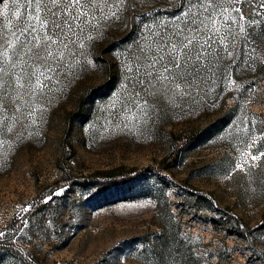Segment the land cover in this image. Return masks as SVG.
<instances>
[{
  "label": "rangeland",
  "instance_id": "374dc122",
  "mask_svg": "<svg viewBox=\"0 0 264 264\" xmlns=\"http://www.w3.org/2000/svg\"><path fill=\"white\" fill-rule=\"evenodd\" d=\"M262 2L241 0L232 55L217 44L179 94L146 73L161 69L149 67L161 37L203 19L195 0H125L67 48L52 44L59 61L37 57L42 31L17 27L26 0L0 4V264H264ZM46 62L59 64L50 80ZM30 74L46 86L32 92ZM116 167L131 179L92 184Z\"/></svg>",
  "mask_w": 264,
  "mask_h": 264
},
{
  "label": "snow or ice",
  "instance_id": "6c2138e0",
  "mask_svg": "<svg viewBox=\"0 0 264 264\" xmlns=\"http://www.w3.org/2000/svg\"><path fill=\"white\" fill-rule=\"evenodd\" d=\"M14 3L19 0H13ZM125 0H26V5L30 6V11H27V22L21 23L17 27L20 32H43V36L37 35L34 40L39 44L43 42V48L36 55L38 58L47 61L51 57L53 61H59L63 58V52L54 55L51 50V45L56 43L64 44L65 41L75 43L72 37L83 38L86 32L91 33L96 25L100 23L103 17L116 15L119 10V5ZM247 3V0H243ZM5 3V0H0V4ZM199 4L204 13L201 19L199 16L193 17L189 21V26L182 30V36L177 39L164 40L161 37V43L158 47V54L153 57L150 68H155L156 63H161V69L153 72H147L146 75L154 80L163 83V87L174 94H179V90L187 89L193 86V81L200 73L207 57L216 53L217 60L220 58L217 52L216 45L224 44V51L229 56L232 55L230 46L234 47V41L240 33L245 32V25L240 23L245 19L244 13L239 7L241 0H195ZM264 6V2H262ZM226 13H235V15L226 16ZM17 16L21 14L19 11L14 13ZM217 17L220 19L218 26ZM253 21H249L252 23ZM235 24L236 28L232 25ZM203 41V42H201ZM227 42V43H226ZM249 43L245 38V45ZM23 45H21V48ZM43 53L44 55H41ZM18 56V53H17ZM2 63V61H0ZM211 65L212 61H208ZM15 61L13 62V66ZM58 63L44 64V72L39 76H45V79L50 80L52 77L47 76L46 72L56 73ZM4 69L0 67V72ZM29 77V86L32 92L37 90V87L42 89L44 85L39 76L36 77V84L33 85ZM142 84L143 80L140 81ZM151 83V81H149ZM21 88L23 84L19 85ZM3 85L0 84V88ZM254 159L256 157H253Z\"/></svg>",
  "mask_w": 264,
  "mask_h": 264
},
{
  "label": "trees",
  "instance_id": "16d2710c",
  "mask_svg": "<svg viewBox=\"0 0 264 264\" xmlns=\"http://www.w3.org/2000/svg\"><path fill=\"white\" fill-rule=\"evenodd\" d=\"M85 101L77 102L75 106V111L69 116H67V123L69 125V129L72 128L73 120L80 116L85 107ZM201 134L193 131L191 135L187 137H179L177 138V146L179 149H187L189 148L194 142H196L200 138ZM164 165V169H168V165H166V160L162 161ZM134 169H125L124 167H116L108 170H100L93 173L92 176V184H97L103 186L104 188L113 186L115 184H120L127 182L131 179L130 174L133 173Z\"/></svg>",
  "mask_w": 264,
  "mask_h": 264
}]
</instances>
